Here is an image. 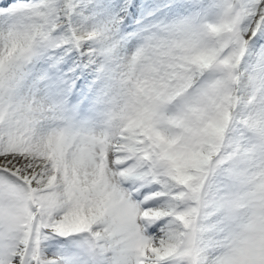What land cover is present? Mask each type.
Here are the masks:
<instances>
[{
    "label": "snow or ice",
    "instance_id": "6c2138e0",
    "mask_svg": "<svg viewBox=\"0 0 264 264\" xmlns=\"http://www.w3.org/2000/svg\"><path fill=\"white\" fill-rule=\"evenodd\" d=\"M0 264H264V0H0Z\"/></svg>",
    "mask_w": 264,
    "mask_h": 264
},
{
    "label": "bare ground",
    "instance_id": "6f19581e",
    "mask_svg": "<svg viewBox=\"0 0 264 264\" xmlns=\"http://www.w3.org/2000/svg\"><path fill=\"white\" fill-rule=\"evenodd\" d=\"M67 69L68 68H65V72L67 71ZM70 71L68 72L69 75H70ZM71 78L74 79V77H71ZM33 84L35 86L34 90H36L37 94L39 95V98H36L37 104H42V105H44L46 107L54 106V104L56 103V99L51 101V98H49V94L46 92V88H44V90H42V88L40 87L39 79ZM45 99H47V101ZM87 115H88V117H90L89 113H87ZM42 130H47V129H42Z\"/></svg>",
    "mask_w": 264,
    "mask_h": 264
},
{
    "label": "rangeland",
    "instance_id": "374dc122",
    "mask_svg": "<svg viewBox=\"0 0 264 264\" xmlns=\"http://www.w3.org/2000/svg\"><path fill=\"white\" fill-rule=\"evenodd\" d=\"M70 69H67L66 72H69ZM35 86L34 84H30L24 91H23V95L25 97H27L29 100H35L36 98H39V95L37 94L36 90H34ZM42 90H44V88H42ZM46 92L49 94V98H51V101H53L54 99H56V97L54 95H52L48 89H46ZM47 101V99H45ZM81 118L82 119H89L90 117H88L86 112H83L81 114Z\"/></svg>",
    "mask_w": 264,
    "mask_h": 264
}]
</instances>
